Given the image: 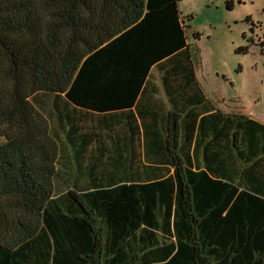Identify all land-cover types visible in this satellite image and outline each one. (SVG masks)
<instances>
[{
	"label": "trees",
	"instance_id": "trees-1",
	"mask_svg": "<svg viewBox=\"0 0 264 264\" xmlns=\"http://www.w3.org/2000/svg\"><path fill=\"white\" fill-rule=\"evenodd\" d=\"M178 2L0 0V264H264V180L194 168L183 152L191 110L182 128L170 111L165 135L124 138L155 156L165 146L172 173L144 164L121 167L122 179L109 166L101 180L66 177V145L78 158L98 137L89 114L131 107L152 64L186 46ZM40 92L54 97V125L30 100Z\"/></svg>",
	"mask_w": 264,
	"mask_h": 264
},
{
	"label": "crops",
	"instance_id": "crops-1",
	"mask_svg": "<svg viewBox=\"0 0 264 264\" xmlns=\"http://www.w3.org/2000/svg\"><path fill=\"white\" fill-rule=\"evenodd\" d=\"M185 35L186 46L183 49L152 64L131 107L97 115L98 137H89L90 142L80 148L82 153L78 158L72 147L66 145L68 181L76 178V181L83 183L96 177L104 179L108 173L102 166L113 167L111 174L118 175L120 179L128 173V168L122 170L123 166H129L131 170L144 164L170 166L165 146L162 156H155L150 153V145L147 146V153L144 152L142 139L141 142L137 139L132 142L124 138L132 129L145 135H165L170 111L180 115L182 128V117L188 119L185 114L190 110L196 116V125L192 143L185 146L183 152L189 155L194 168L222 165L231 175L229 178L235 181L241 178L243 182L246 181L247 174L251 172L264 180V113L245 108L244 103L239 101L232 102L233 96L227 97L223 93L215 98L209 97L197 74L195 49ZM216 112L221 116L215 115ZM202 116L206 119L205 128L198 126ZM216 117H221L220 124L216 123ZM147 142L150 143V138H147ZM216 145L221 147L220 151L214 162H208L206 159L216 151ZM92 164L101 167L95 176L90 175L87 169ZM172 172L173 167L170 166L169 173Z\"/></svg>",
	"mask_w": 264,
	"mask_h": 264
},
{
	"label": "rangeland",
	"instance_id": "rangeland-1",
	"mask_svg": "<svg viewBox=\"0 0 264 264\" xmlns=\"http://www.w3.org/2000/svg\"><path fill=\"white\" fill-rule=\"evenodd\" d=\"M178 8L189 25L186 34L206 94L233 96L232 102L264 113V0H179ZM243 46L247 53L236 51ZM53 99L42 92L30 98L50 123L55 121ZM90 117L94 122L95 114ZM4 141L0 136V144Z\"/></svg>",
	"mask_w": 264,
	"mask_h": 264
}]
</instances>
